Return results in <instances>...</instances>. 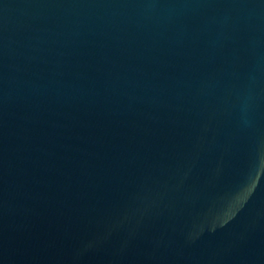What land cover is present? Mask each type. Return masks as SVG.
Wrapping results in <instances>:
<instances>
[{
	"label": "water",
	"instance_id": "1",
	"mask_svg": "<svg viewBox=\"0 0 264 264\" xmlns=\"http://www.w3.org/2000/svg\"><path fill=\"white\" fill-rule=\"evenodd\" d=\"M0 264H264V0H0Z\"/></svg>",
	"mask_w": 264,
	"mask_h": 264
}]
</instances>
